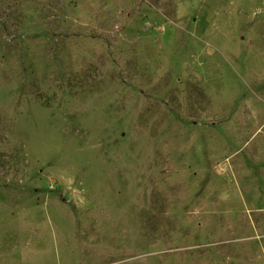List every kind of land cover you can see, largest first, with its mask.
<instances>
[{
    "label": "rangeland",
    "instance_id": "rangeland-1",
    "mask_svg": "<svg viewBox=\"0 0 264 264\" xmlns=\"http://www.w3.org/2000/svg\"><path fill=\"white\" fill-rule=\"evenodd\" d=\"M0 264H264V0H0Z\"/></svg>",
    "mask_w": 264,
    "mask_h": 264
}]
</instances>
